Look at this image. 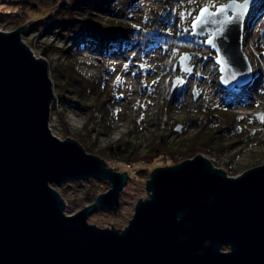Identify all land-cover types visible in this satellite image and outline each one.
I'll return each instance as SVG.
<instances>
[{"label":"water","instance_id":"1","mask_svg":"<svg viewBox=\"0 0 264 264\" xmlns=\"http://www.w3.org/2000/svg\"><path fill=\"white\" fill-rule=\"evenodd\" d=\"M257 2L248 0L242 18L235 16L239 8L213 15L207 6L192 31L211 35L205 46L217 54L220 83L229 90L252 79L243 33ZM35 22L0 30V264H264V164L237 177L204 154L158 167L125 228L88 222L97 209H117L129 173L52 132L49 62L22 39ZM191 60L189 52L180 56L174 89L194 73ZM91 178L112 186L67 214L56 186Z\"/></svg>","mask_w":264,"mask_h":264},{"label":"rangeland","instance_id":"2","mask_svg":"<svg viewBox=\"0 0 264 264\" xmlns=\"http://www.w3.org/2000/svg\"><path fill=\"white\" fill-rule=\"evenodd\" d=\"M215 2L227 4L229 0H215ZM173 3L175 7L172 10V6L165 3V0H139L132 4L130 0H117L110 7L112 14L104 17L146 27V23L152 21L157 23L160 17H166L170 10L175 12V21L184 28L190 29L192 34V22L199 10L190 7L189 0H174ZM206 6L213 10L217 8L212 3ZM257 12L259 13L255 16ZM42 14L33 15L25 23L9 16L5 17V21H0V30L12 31L30 21H35L34 19L43 17ZM189 21L191 22L188 25ZM74 36L70 33L38 30V25L34 23L29 32L23 34L22 39L37 57L48 60L50 69L56 64L72 61L81 72L102 83L108 95L116 90L119 98L118 116L115 118L109 116L104 120L101 114L92 108L61 104L57 99V88L50 71L56 94L51 108L50 126L56 136L62 140L71 137L81 143L78 135L83 133L89 135L90 143L95 141L97 147L102 148L126 142L129 152L137 150L142 155L157 145L163 137L177 149L180 144L196 137L203 129L207 118L202 117V113L200 118L193 116L199 123L193 125L188 120L192 112H200V109H204L203 103L206 102L211 107L228 105L231 112L255 115L257 121L259 119L256 123H239L240 134L238 135L230 134L222 140H214L213 145L219 148L218 151L216 150L217 154L204 155L215 167L224 169L229 176L237 177L251 168L264 164V139L260 136L258 138V126L263 123L260 117L264 115V0H258L250 8L244 22L243 50L251 67L252 79L245 86L237 85L232 90L220 83L221 72L216 62L217 54L206 46L211 53L194 54L179 48L173 50L160 46L148 48L140 44L102 48L79 43ZM210 36L207 34L203 38L198 36L195 38L203 41L205 45ZM46 48L49 50L44 56L42 51ZM68 50L70 53L67 54ZM187 52L192 56L191 65H194V73L183 74L185 77L183 87L186 89L185 103L178 108L168 107L165 111L164 106L168 104L164 100L172 95L173 79L180 75L178 60ZM243 87H247L250 92L246 102L237 105L227 104L229 92H238ZM195 91L199 97L197 100H194ZM104 97H106L105 94ZM179 125L182 126L180 131L176 130ZM224 126L225 124L217 130L224 129ZM217 133L218 131H213L212 134L220 135ZM66 134H68L67 137ZM101 158L106 160L109 167L121 172L127 171L129 178L121 191L117 209L114 211L97 209L90 214L88 222L101 228L113 227L112 224H114V227L118 229L128 225L138 200L147 197L146 181L151 177V172L158 167L176 165L184 161H176L168 157L157 158L131 167L124 159L110 156H101ZM140 169L145 171L139 172ZM111 186L112 184L107 180L91 178L70 181L56 187L66 201L65 212L71 215L94 203L97 197L108 191ZM227 249L225 247L223 250Z\"/></svg>","mask_w":264,"mask_h":264},{"label":"trees","instance_id":"3","mask_svg":"<svg viewBox=\"0 0 264 264\" xmlns=\"http://www.w3.org/2000/svg\"><path fill=\"white\" fill-rule=\"evenodd\" d=\"M116 1L0 0V21H5V17L9 16L12 19H18L25 23L33 15L43 13V17L34 19L38 25V30L70 33L75 35L74 37L77 42L90 47L114 48L140 44L142 47L148 48L156 46L170 48L171 50L179 48L194 54L211 53L205 47L203 41L198 40L191 34L190 29L184 28L175 21V12L170 10L166 17H160L157 23L153 21L146 23V27L134 23H125L117 19H106L104 16L112 14L110 7ZM136 1L139 0H130V4ZM173 2L174 0H165V3L172 6V10L175 7V3ZM208 2L216 6L222 4L221 2H215V0H195L190 2V7L200 10L201 7L210 4ZM49 12L50 14H48ZM258 13H255V16ZM191 21L187 24L189 25ZM48 50L46 48L42 51L44 56L47 55ZM66 53L68 54L70 51L68 50ZM50 71L54 76L57 99L61 104H70L78 108H92L96 110L95 112L101 114L104 120L108 119L109 116L112 118L118 116L117 101L119 98L116 90L108 95L102 83L81 72L72 61L66 64H56L54 67H51ZM185 91V87L173 89L172 95L167 96V99L164 100L168 104V106H164L165 111L168 110H166L168 107L173 109L183 105L185 103ZM104 94L106 97H104ZM228 95L227 104L237 105L244 104L250 92L247 87H243L242 90L238 92L231 91ZM203 104L204 109H200V112H192L188 120L193 125L197 124L199 121L196 117L199 116L200 118L202 113V117L207 118L205 124H203V129L196 137L180 144L177 149L173 147V144L161 137L157 145H154L145 155H142L137 150L129 152L128 143L126 142L102 148L97 147L95 141L90 143L89 135L79 133L78 136L88 151L93 152L95 150L93 153H96L100 157L110 156L120 158V160L124 159L127 165H131L132 167L157 158L164 159L168 157L169 159L173 158L176 161H182L202 153L214 156L219 150V148L217 149L213 145L215 141L222 140L230 134H234V136L240 134V129H238L239 123L246 124L259 121V119L257 121V116L255 115L248 116L238 112H231L228 105L211 107L206 102ZM193 116L196 117L193 118ZM254 119L256 121H253ZM263 123L258 126V138L262 137L264 139ZM223 124H225L224 129L217 130ZM213 131H218L217 134L220 135L213 136ZM202 133L205 134L201 135ZM67 136L68 134H66ZM142 171L144 172L145 169H140L139 172Z\"/></svg>","mask_w":264,"mask_h":264},{"label":"snow or ice","instance_id":"4","mask_svg":"<svg viewBox=\"0 0 264 264\" xmlns=\"http://www.w3.org/2000/svg\"><path fill=\"white\" fill-rule=\"evenodd\" d=\"M189 2H192V0H189ZM247 4H248V0H243L242 3H238L237 0H229V3L220 5L218 8H216V11H215V13H213V15L225 13L229 9H232V8H239V9H241V11L236 13L235 16H236V18H242L243 11L246 10ZM209 11H210V9L207 6L200 8L199 14L193 20V23H192L193 29H195L198 24H201L202 21H204L205 17L208 15ZM181 15L183 16V13H181ZM208 42L211 43L212 41L209 40ZM117 79L119 80V77ZM260 119L262 122H264V115H261Z\"/></svg>","mask_w":264,"mask_h":264}]
</instances>
